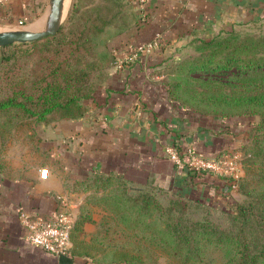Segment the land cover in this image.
I'll use <instances>...</instances> for the list:
<instances>
[{"label":"trees","instance_id":"1","mask_svg":"<svg viewBox=\"0 0 264 264\" xmlns=\"http://www.w3.org/2000/svg\"><path fill=\"white\" fill-rule=\"evenodd\" d=\"M129 2L130 11L119 31L144 19L137 2ZM95 10V6L80 9L72 2L55 35L0 46V128L10 130L17 120L12 124L3 121V114L9 112L20 117L17 121L29 124L31 131L37 124L84 115L86 100L106 77L111 62L94 44V36L102 32L109 18L106 11ZM193 46L194 54L165 65L166 95L193 116L209 118L211 124L230 133L240 116H259L244 130V139L237 146L248 174L236 180V190L243 197L233 202L232 209H225L181 191L144 188L120 176L95 174L87 180L89 187L112 189L107 194L98 196L95 191L88 195V203L71 229L70 253L83 252L98 264H151L152 252L157 250L191 264L202 261L212 249L221 255L219 264H264V33L229 30L199 38ZM173 144L182 154L191 146L207 155L183 138ZM95 205L105 213L97 230L85 239L82 224L92 219ZM201 205L222 210L224 216L194 215ZM129 225L133 246L111 242L119 234L130 238ZM142 244L145 247L139 248Z\"/></svg>","mask_w":264,"mask_h":264},{"label":"crops","instance_id":"2","mask_svg":"<svg viewBox=\"0 0 264 264\" xmlns=\"http://www.w3.org/2000/svg\"><path fill=\"white\" fill-rule=\"evenodd\" d=\"M37 1H0V15L34 20L48 5V0ZM143 15L101 48L111 62L106 77L86 100L84 115L35 125L28 145L39 161L1 168L0 264H60L58 256L24 241L18 212L50 218L65 206L76 221L89 194L96 191L99 196L112 189L89 187L87 180L95 174L120 176L144 188L181 191L215 207L233 206L237 193L227 177L179 168L165 147L183 138L212 156L228 145H239L245 131L238 123L232 125V133L223 131L209 118L193 116L169 100L164 69L199 38L264 28V0H147ZM145 42H153V49L135 54L133 48ZM40 166L48 167L46 178L40 177ZM92 209V219L82 224L85 239L105 213L99 205ZM67 254L72 264H98L83 252Z\"/></svg>","mask_w":264,"mask_h":264},{"label":"rangeland","instance_id":"3","mask_svg":"<svg viewBox=\"0 0 264 264\" xmlns=\"http://www.w3.org/2000/svg\"><path fill=\"white\" fill-rule=\"evenodd\" d=\"M33 2L37 3V0H32ZM130 0H66V6L67 11L69 7H71L72 2H75L76 6L80 9L83 8H92L93 6L96 7V11H99L98 8H100L102 11H106L107 17L109 18V22L104 26V29L101 33L94 36V44L98 52H101V48H103L107 41H109L112 36L120 29V26L122 22L126 19L127 14L130 11ZM48 9V7H47ZM47 9L44 12L43 15H41L39 18L32 19L26 21V17L21 16L18 19L9 20L6 16H0V30L3 29H13V28H36L40 27L45 19V15L47 13ZM66 11V12H67ZM242 34H252L257 35L260 33H264V28H256V29H250V30H242L239 31ZM103 54V52H101ZM194 46L192 45L190 48H187L185 52L183 53L182 57H185L189 54H194ZM106 56V55H105ZM20 117H17L14 112L5 113L2 116L3 121H10L11 124L14 120H18ZM15 121L13 124V127L7 129L8 127H1L0 130V171L1 168L3 169H9V164L14 165L18 163H23L24 165H30L32 163H36L39 161V158H37L36 154L33 152V150L29 147L31 144V135L30 131L31 128L29 124L25 123L24 120L21 121ZM241 123L240 128H243L242 130L247 129L246 127H242L244 125H249L250 123H256L259 120V116L256 114L248 115V116H240L239 119ZM4 122L3 124H6ZM238 123V124H239ZM34 141V140H33ZM29 144V145H28ZM238 146V145H237ZM232 148V147H230ZM37 150V148H34ZM38 152V151H37ZM245 169L243 170V175L246 176ZM234 189L237 188L233 187ZM236 196L234 198L235 201L237 199H241L243 197V193L239 190H236ZM222 207L226 209H232V207L228 204H222ZM208 215L210 217H223L222 210H215L210 209L209 207L205 205H201L195 208L194 215L196 216H202V215ZM155 214H152L151 217L156 218ZM129 237L131 235L130 231H132L131 226L129 225ZM137 229V228H136ZM135 232V231H134ZM115 241L111 240V242H129L130 246H133L132 238H124L118 235V238L114 239ZM109 241V240H108ZM136 247V246H135ZM145 245H140L139 248H143ZM154 250L152 252L153 261L151 264H182L180 261L175 260L173 258H170L160 252ZM221 259V255L217 250L209 249V251L206 253V255L203 257V260L200 262H195L191 264H219Z\"/></svg>","mask_w":264,"mask_h":264},{"label":"built area","instance_id":"4","mask_svg":"<svg viewBox=\"0 0 264 264\" xmlns=\"http://www.w3.org/2000/svg\"><path fill=\"white\" fill-rule=\"evenodd\" d=\"M5 1V0H0ZM137 7L144 14L147 0H135ZM153 42H145L135 46L134 53H149L153 49ZM120 63L123 60L119 61ZM167 156L172 159L177 167L187 168L192 172L211 173L218 176L231 178L232 186L236 187V180L243 175V154L237 148H224L214 156L201 155L191 146H187L182 154L174 144L165 147ZM49 173L47 166L39 167L40 177L46 178ZM19 221L24 228L23 239L27 244L41 247L54 256L61 253H69L71 246V229L75 219L65 206L59 208L55 215L45 218L40 214L30 213L24 210L18 212Z\"/></svg>","mask_w":264,"mask_h":264},{"label":"water","instance_id":"5","mask_svg":"<svg viewBox=\"0 0 264 264\" xmlns=\"http://www.w3.org/2000/svg\"><path fill=\"white\" fill-rule=\"evenodd\" d=\"M47 13L43 24L36 28H13L0 30V46L11 43H26L55 35L67 14L66 0H48ZM73 258L67 253L58 255L60 264H72Z\"/></svg>","mask_w":264,"mask_h":264}]
</instances>
